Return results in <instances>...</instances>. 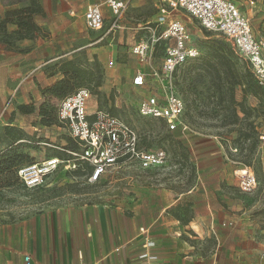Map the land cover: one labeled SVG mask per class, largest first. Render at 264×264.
<instances>
[{"label":"rangeland","instance_id":"1","mask_svg":"<svg viewBox=\"0 0 264 264\" xmlns=\"http://www.w3.org/2000/svg\"><path fill=\"white\" fill-rule=\"evenodd\" d=\"M1 1L7 9L29 4V0ZM37 1L44 10L40 20L53 25L62 39V60L76 59L83 67L97 66L99 69L100 86H88L91 90L88 112L93 113L97 109L113 112L136 129L140 147L152 151L163 148L166 151L167 161L163 167L168 168L152 171L146 180L154 183L156 180L175 181L172 186L185 188L179 180L185 182L189 177V184L195 181L196 176L190 173L192 167H208L209 163L212 167H227L228 164L234 170L250 167L257 181L255 188L249 193L240 192L238 177L234 172L237 185L231 184L230 189V197H235L241 204L238 221L241 231L233 234L226 231L224 244L216 251L210 246L209 255L215 257V264H264V99L260 100L249 93L244 98L242 87L237 83L238 75L250 65L233 43L222 34L198 26L184 11H169L167 21L179 19L186 25L190 43L200 51L201 56L210 52L209 43L212 40H223L234 52L235 65L231 74L222 72L221 67L219 75L215 71H203L196 61L184 62L175 71L174 87L184 102V119L190 132L171 133L161 120L142 117L137 112L139 100L156 91L158 82L148 75L144 87L132 84L136 72L150 73L147 64L133 53V46L149 39L160 14L157 0H129L122 15V27L107 35H104L106 27L99 31L86 27L83 19L88 4L86 0ZM230 1L235 2L240 12L247 16L253 34L257 38H264V0H255L254 4L250 3L251 0ZM164 27H159V30ZM166 42L169 44L172 41ZM164 51L165 41L156 44L153 49L151 63L157 71ZM109 62H112L111 66ZM39 91L40 97L32 98V104H27L34 107L33 112L22 114L17 110V93L12 105L2 114L3 110L0 112V148L10 140L4 135L5 127L13 126L28 135L27 139L22 140L19 150L26 153L32 162L42 161L56 153V146L64 144L67 135L66 129L56 121L59 99L44 98L42 89ZM230 93L233 94L234 104L231 103ZM242 100L250 109L248 117L237 105ZM40 107L47 111L48 125L42 122L44 118L40 116ZM220 152L224 161L208 160L220 155ZM115 167L121 168L111 169L96 183L88 182L85 172H68L60 167L48 174L40 187L26 189L14 184L0 188V224H25L35 217L48 221L51 216L61 227L62 212L73 213L95 206L121 207L126 201L124 198L135 194L132 190L134 186L130 183H140L145 178L135 163ZM122 167L134 168L129 170Z\"/></svg>","mask_w":264,"mask_h":264},{"label":"crops","instance_id":"2","mask_svg":"<svg viewBox=\"0 0 264 264\" xmlns=\"http://www.w3.org/2000/svg\"><path fill=\"white\" fill-rule=\"evenodd\" d=\"M6 10L0 0V20ZM103 12L110 16L109 10ZM40 18L37 15L34 20L48 32L46 37L22 39L9 46L0 32V112L12 93H17L18 105H27L32 98L40 97V89L61 77L58 65L64 56L62 39L53 25ZM122 22L121 19L117 28L122 27ZM109 23L106 19V29ZM15 28L14 24L6 25L8 32ZM154 28L159 31L157 25ZM219 154L208 160L224 161L223 154ZM208 165L191 168L196 180L192 182L190 178V184L189 177L185 182L175 179L185 188L172 186L175 181H148L152 171H140L145 179L130 183L135 194L124 198L121 207L95 206L62 212L61 227L51 216L48 221L35 217L25 224H0V264H25L26 254L31 256V264H79L78 252L85 264H215L209 247L216 251L224 244L226 231H241V204L230 197L231 184L237 185L236 169L228 164ZM145 241L153 245L145 249ZM144 252L150 258L141 257Z\"/></svg>","mask_w":264,"mask_h":264},{"label":"built area","instance_id":"3","mask_svg":"<svg viewBox=\"0 0 264 264\" xmlns=\"http://www.w3.org/2000/svg\"><path fill=\"white\" fill-rule=\"evenodd\" d=\"M88 2L83 19L88 29L99 31L105 28V20H110L104 35L120 25L122 15L129 0H86ZM160 14L156 21L162 30L152 29L149 39L133 46V53L150 68V73L138 71L132 77L135 87H144L149 75L157 81L156 91L142 97L137 104V112L142 117L160 119L167 131L179 130L180 134L190 132L184 120L185 105L176 93L173 81L175 71L186 61L196 59L200 51L192 46L186 25L179 19H168L169 11H184L206 31L222 34L233 43L236 50L248 61L251 72L257 82L264 86V38H257L250 27L249 19L240 12L238 5L230 0H157ZM254 3L253 0L250 1ZM103 9L109 10L106 17ZM103 35V36H104ZM165 41V51L159 70L151 63V55L156 44ZM166 41H172L167 44ZM112 65V62L108 64ZM12 93L2 113L12 103ZM91 90L88 87L78 89L74 94L61 99L57 105V119L61 127L78 144L76 151L66 150L71 159L47 157L20 167L17 170L19 181L26 189H34L44 184L48 174L57 168L75 169L76 161L89 166L87 181L95 183L113 168H121L135 163L140 171H153L162 168L167 161L166 151L158 148L154 151L140 147L136 129L119 116L97 109L93 113L87 110ZM134 168V167H122ZM238 187L243 193L251 192L256 186V177L250 167L243 166L235 171ZM144 232V231H143ZM152 241H145L149 248ZM141 257L150 258L144 252ZM79 264H85L81 252L77 253ZM25 264H31V256H24Z\"/></svg>","mask_w":264,"mask_h":264},{"label":"trees","instance_id":"4","mask_svg":"<svg viewBox=\"0 0 264 264\" xmlns=\"http://www.w3.org/2000/svg\"><path fill=\"white\" fill-rule=\"evenodd\" d=\"M42 14L43 9L37 0H29L28 5L7 9L3 18L0 20V32H2V39L4 42L9 46H14L16 41L22 39H34L38 36L46 37L48 32L39 26L34 20L35 16ZM7 24H14L16 28L8 32L6 30ZM209 46L211 48L209 53L202 56L199 54L196 59L188 60L186 62L196 61L198 62L199 69L206 72L215 71L219 75V67H221L223 69L222 72H225V74H231L235 66L233 63L234 52L229 47L228 43L223 40H212L209 43ZM58 70L61 74V77L51 85L42 88V96L44 98L54 97L60 101L61 99L74 94L82 87L93 86L97 88L101 84V75L99 74L98 67H83L76 59L62 60L58 65ZM238 76L239 78L237 83L242 87L244 98L246 93H249L254 97L260 98V100L264 99V86H261L257 82L250 68H245L243 73L239 74ZM230 100L231 103L234 102L233 94L231 93ZM237 105L244 116L248 117L250 109L246 107L243 100L237 103ZM17 110L22 114H28L33 112L34 107L32 105L29 106L26 104H20L17 106ZM40 110V116L44 118L42 119V122H45V124L48 125L49 122L46 121L47 111L44 109V107H40ZM112 114L115 115L113 112ZM56 121L59 124L57 119V108ZM251 124L252 122L250 125ZM173 132L180 134L179 130L172 131L171 133ZM255 133H258V131H255ZM4 135L10 140L8 144H6V146L0 150V188H7L13 186L14 184H19L24 187V185L18 179L17 170L20 167L33 163L31 158H29L26 153H23L21 150H19L22 142L20 140L27 139L26 137L28 135L24 131L16 129L13 126L5 127ZM64 138L65 143H60L58 146H56L58 151H56V153L51 156L60 158L62 157L63 159L72 158L71 155L66 152V150L76 151L78 149V144L75 140L69 137L68 134ZM68 172L80 174L85 172L87 178L89 166L83 161H76L75 169H68Z\"/></svg>","mask_w":264,"mask_h":264}]
</instances>
